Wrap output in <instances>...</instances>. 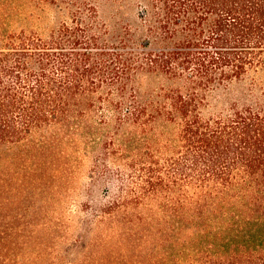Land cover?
Wrapping results in <instances>:
<instances>
[{
  "label": "trees",
  "instance_id": "1",
  "mask_svg": "<svg viewBox=\"0 0 264 264\" xmlns=\"http://www.w3.org/2000/svg\"><path fill=\"white\" fill-rule=\"evenodd\" d=\"M3 176L93 264H264V0H0Z\"/></svg>",
  "mask_w": 264,
  "mask_h": 264
},
{
  "label": "rangeland",
  "instance_id": "2",
  "mask_svg": "<svg viewBox=\"0 0 264 264\" xmlns=\"http://www.w3.org/2000/svg\"><path fill=\"white\" fill-rule=\"evenodd\" d=\"M88 175L87 165L79 167L76 169L73 184L77 190L88 184L92 199L94 198L98 202L103 199L102 193L105 182H93ZM12 181L11 178L6 176L0 178V184L3 187L0 192V229L2 230L0 247L2 251L5 253L13 252L17 256H24L25 258L41 254V261L29 260V264H44L54 262L53 260L56 261L57 258L63 256L65 249L67 251L75 250L81 258L84 257L87 260L88 264H93L96 247L89 248L88 237L85 234L82 235L83 228L77 221L78 217L81 216L78 214L82 213L79 208L73 205L71 211L64 212L65 218H60L57 222V219L50 218V216L54 209L56 213H62L64 208L60 207L57 200H52L36 217L30 218L32 224L23 226V219L18 220V216L21 213L25 214V212L23 208H20L18 202H14L17 197L14 196L9 187ZM106 184L108 185V183ZM85 196H87L86 193ZM83 207L86 208L87 206ZM55 221L58 224L53 226ZM54 227L57 229H54ZM80 237H83L84 242L76 243L73 241V239Z\"/></svg>",
  "mask_w": 264,
  "mask_h": 264
}]
</instances>
